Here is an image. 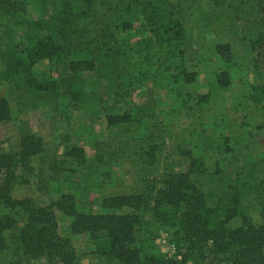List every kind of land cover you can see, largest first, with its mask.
I'll use <instances>...</instances> for the list:
<instances>
[{
  "label": "rangeland",
  "instance_id": "374dc122",
  "mask_svg": "<svg viewBox=\"0 0 264 264\" xmlns=\"http://www.w3.org/2000/svg\"><path fill=\"white\" fill-rule=\"evenodd\" d=\"M16 1L22 5L21 11L12 18L0 14V98L6 100L11 112L8 121L0 122V150L16 156L21 138L35 135L42 140V151L25 167L14 168V198L47 206L70 197L78 213L125 214L130 210L103 208V200L142 193L145 182L151 180L158 189L167 173H190L189 181L204 194L208 208H225L231 206L232 198L237 199L239 214L229 227L237 228L246 220L262 221L264 0L254 1L257 8L251 15L229 18L219 17L224 9L213 10L211 0H161V7L182 27L184 39L179 47L184 56L180 68L194 73V81L185 84L174 71L156 73L144 83L114 79L105 63L97 61L96 71L80 74L83 96L76 103L65 98L40 101L19 76L5 74L8 54L23 52L27 38L34 32L32 25L50 16L43 15L41 9L44 3L50 12L49 0ZM124 20L130 26L117 33V39L124 45L134 72L144 73L140 42L147 33L142 17L133 13ZM64 68L53 58L35 63L31 72L39 83L59 81L69 75ZM120 85L127 90V97L113 105L112 92ZM142 108L154 112L144 117L138 113ZM122 115L128 117L127 123L108 126L107 116ZM143 138L148 144L144 153H121L123 142ZM75 147L82 149L85 165L96 167L95 173L85 170L84 164L64 163L67 153ZM151 147L154 150L149 154ZM98 152H102L101 160L95 158ZM9 213L13 214L0 209V215ZM55 215L58 234L73 240L76 264H117L96 254L88 233L72 236L70 217L57 210ZM14 217L20 228L23 214L17 212ZM172 223L173 220L158 221L149 211L143 214L135 241L143 264L150 257L169 261L160 246L162 234L175 245L178 243L182 262L185 254L196 258L195 247L182 238V231ZM5 235L13 243L16 230ZM203 246L202 264H230L210 243ZM190 259L183 264H193ZM0 264L61 263L47 258L16 260L9 251H3Z\"/></svg>",
  "mask_w": 264,
  "mask_h": 264
},
{
  "label": "trees",
  "instance_id": "16d2710c",
  "mask_svg": "<svg viewBox=\"0 0 264 264\" xmlns=\"http://www.w3.org/2000/svg\"><path fill=\"white\" fill-rule=\"evenodd\" d=\"M254 1L211 0V8L224 9L219 17L249 16L257 8ZM49 2L50 12H47L44 3L41 9L43 15L48 16L50 13V16L44 22L32 25L35 27L34 32L27 38L25 50L17 54L11 51L6 59L5 74L19 76L25 88L31 89L38 100L53 102L65 98L74 103L80 102L83 96L80 74L96 71L97 61L105 63L109 76L114 79L144 83L153 79L156 73L174 71L178 73L177 79L182 77L185 84L194 81V73L180 68L184 56L179 47L184 39L182 27L171 13L161 7V0ZM22 9L16 0H0V14L12 18ZM133 13L142 17L144 32L147 33L140 42L142 62L146 69L140 74L134 72V65L116 36L129 28L130 24L124 17ZM53 58L64 64L69 75L59 81L36 82L31 72L32 66L41 60ZM126 97L127 90L121 85L116 86L112 92V104H119ZM153 112L151 108L138 110L144 117ZM10 114L8 103L0 98V122L8 121ZM106 120L108 126H113L127 123L129 119L122 115L107 116ZM123 143L121 153H144L145 147H148L144 138L130 139ZM153 150L151 147L149 154ZM41 151L42 140L35 135H24L21 138L16 156L0 150V209L13 212L0 215V254L9 251L16 260L24 257L33 261L47 258L61 264H76L77 257L70 240L62 238L57 232V210L71 218L72 235H90L98 256L114 260L117 264H143L135 241L143 214L149 211L153 218L162 223L173 220L171 225L179 227L183 233L182 238L195 247L196 258L190 259L185 254L184 261L188 258L193 264H202L205 258L203 245L210 243L230 264H264V218L260 223L246 220L237 228L229 227V223L239 214L237 199L232 198L231 206L225 208H208L204 194L189 181L190 173H167L160 180L158 189L155 188V180H151L145 182L146 188L142 193L103 200V208L130 210L125 214L78 213L73 209L70 197H62L47 206L38 205L31 199L14 198L12 189L17 180L14 168L25 167ZM102 156V152H98L95 158L101 160ZM64 163L84 164L82 149H70ZM83 168L91 173L96 171L92 165L84 164ZM17 212H21L24 218L20 228L14 217ZM13 229L16 230V236L11 243L5 233ZM144 264L175 263L150 257Z\"/></svg>",
  "mask_w": 264,
  "mask_h": 264
},
{
  "label": "built area",
  "instance_id": "2783aa9c",
  "mask_svg": "<svg viewBox=\"0 0 264 264\" xmlns=\"http://www.w3.org/2000/svg\"><path fill=\"white\" fill-rule=\"evenodd\" d=\"M160 246L165 252V259L174 262L175 264L182 263V254L177 246L171 242L166 234H162L159 238Z\"/></svg>",
  "mask_w": 264,
  "mask_h": 264
},
{
  "label": "crops",
  "instance_id": "0c3cea01",
  "mask_svg": "<svg viewBox=\"0 0 264 264\" xmlns=\"http://www.w3.org/2000/svg\"><path fill=\"white\" fill-rule=\"evenodd\" d=\"M87 234V233H86ZM81 235H84V234H79V235H72V236H75V237H78V236H81ZM69 240H70V242H71V246H72V248H73V251H74V253H75V256L77 257V254H76V251H75V249H74V247H73V240H72V238L70 237V238H68ZM77 259H78V257H77Z\"/></svg>",
  "mask_w": 264,
  "mask_h": 264
}]
</instances>
